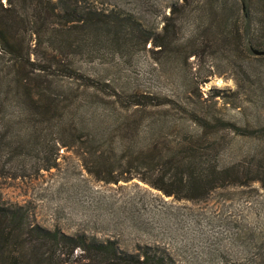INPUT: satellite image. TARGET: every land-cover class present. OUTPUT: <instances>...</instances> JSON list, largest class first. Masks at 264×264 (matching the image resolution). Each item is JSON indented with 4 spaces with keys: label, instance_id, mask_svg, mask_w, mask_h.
<instances>
[{
    "label": "rangeland",
    "instance_id": "rangeland-1",
    "mask_svg": "<svg viewBox=\"0 0 264 264\" xmlns=\"http://www.w3.org/2000/svg\"><path fill=\"white\" fill-rule=\"evenodd\" d=\"M85 1L133 17L165 43L100 35L92 55L78 44L73 62L99 78V89L54 76L64 114H18L9 101L0 114V203L26 206L47 228L114 238L125 250L159 244L176 264H264V55L247 46L264 49V27L245 15L248 2ZM134 90L165 102L130 105ZM151 136L157 150L229 166L237 182L186 198L138 176L102 180L86 167L98 156L104 170L122 167Z\"/></svg>",
    "mask_w": 264,
    "mask_h": 264
},
{
    "label": "trees",
    "instance_id": "trees-1",
    "mask_svg": "<svg viewBox=\"0 0 264 264\" xmlns=\"http://www.w3.org/2000/svg\"><path fill=\"white\" fill-rule=\"evenodd\" d=\"M243 1L248 2L243 3L245 15L255 14L256 24L264 27V3L253 9L248 0ZM164 28L167 30V26ZM100 35L111 36L114 41H138L144 46L150 40L161 48L165 43L133 17L117 10L106 12L87 5L85 0H0L1 116L11 100L17 103L18 114H45L48 110L64 114L67 97L52 78H84L87 85L97 87L99 78L94 79L84 71V65L74 63L72 54L82 44L92 55L95 47L100 46ZM247 46L252 47L249 41ZM130 97V105L144 108L165 102L136 90ZM63 121L64 128L72 123L69 116ZM142 146L139 155L131 160L126 158L122 167L104 170L100 156L86 167L102 180L117 182L138 176L169 195L186 198L205 197L212 188L238 180L227 165L215 163L204 167L197 153L183 156L173 149L157 150L153 136ZM129 152L125 150L124 155ZM135 167H144L147 172L138 173ZM0 264H176V261L159 244H144L137 251H129L122 249L114 238L47 228L31 217L26 206L6 202L0 203Z\"/></svg>",
    "mask_w": 264,
    "mask_h": 264
},
{
    "label": "water",
    "instance_id": "water-1",
    "mask_svg": "<svg viewBox=\"0 0 264 264\" xmlns=\"http://www.w3.org/2000/svg\"><path fill=\"white\" fill-rule=\"evenodd\" d=\"M251 49L254 51L255 54L257 55H264V49L261 48H256V47H251Z\"/></svg>",
    "mask_w": 264,
    "mask_h": 264
}]
</instances>
